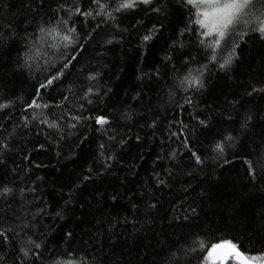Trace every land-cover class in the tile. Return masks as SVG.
I'll return each instance as SVG.
<instances>
[{"label": "trees", "instance_id": "trees-1", "mask_svg": "<svg viewBox=\"0 0 264 264\" xmlns=\"http://www.w3.org/2000/svg\"><path fill=\"white\" fill-rule=\"evenodd\" d=\"M165 2L169 7L163 16L137 13L121 22L127 32L102 25L91 42L84 43L85 50L75 53L77 61H72L74 67L60 86L43 93V101L50 104L69 95L72 111L77 112L79 96L90 84L86 74H99L98 81L91 83L100 96L92 97L94 103L86 105L83 115H105L112 127L102 134L94 121H87L65 130V139L60 140L52 130L31 121L33 110L24 111L38 79L46 73L22 68L20 60L25 44L50 19L58 0H44L42 6L41 0H0L4 37L0 41V99L15 103L9 116L0 113V124L8 129L4 135L15 132L8 137L13 150L0 165V187L25 190L24 199L17 196L11 207L0 201L4 223L16 213L27 212L29 218H36L33 222L41 243L49 249L65 244L87 249L95 257L94 264H169L172 252L199 233L206 234L207 243L232 240L250 254L264 249V180L253 183L245 163L250 161L258 173L264 170V93L248 95L253 87H264V42L242 44L240 58L228 72L213 69L207 73L205 88L192 95L188 105L183 100L186 94L172 89L171 65L175 63L178 74L182 73L181 57L187 58L189 52L195 56L198 49L194 37L185 39L183 50L170 48L186 17L174 0ZM153 24L163 27L142 48L141 36ZM77 29L91 31L81 22ZM109 39L114 42L107 44ZM34 47L40 53L36 63L43 65L44 53L50 50L39 41ZM169 54L173 60L165 62ZM107 89L111 91L105 94ZM170 90L174 95H169ZM124 113L131 119H125ZM229 115L233 119H227ZM249 115L251 123L242 130L240 123ZM25 117L30 121L27 127ZM200 119L206 120L208 128L198 126ZM67 131L75 134L68 137ZM179 131L194 150L207 154L202 167L171 135ZM223 133L238 136L239 142L229 150L230 162L217 164L210 158V145ZM122 138L126 142L121 144ZM81 139L82 143H76ZM101 143L105 148L99 147ZM173 151L175 160L170 158ZM101 153L112 155L110 167L103 166ZM89 168L93 174L84 180ZM154 173L167 180L166 187L157 186ZM150 203L157 208L149 209ZM192 208L198 215L191 213ZM67 232L73 234L71 239L66 238ZM7 254L11 264V249ZM199 255L191 256L190 264H199Z\"/></svg>", "mask_w": 264, "mask_h": 264}, {"label": "snow or ice", "instance_id": "snow-or-ice-1", "mask_svg": "<svg viewBox=\"0 0 264 264\" xmlns=\"http://www.w3.org/2000/svg\"><path fill=\"white\" fill-rule=\"evenodd\" d=\"M174 2L184 11L186 19L183 28L175 34L170 48L183 50L186 47L185 39L194 37L198 51L195 56L189 52L185 54L187 58L181 57L184 66L182 73L178 74L175 63L171 65L173 71L172 89L185 93L184 103L191 105V96L205 88L207 73L213 69L228 72L239 60L238 49L242 44L246 45L250 40L264 42V0H174ZM43 3L44 0H41V6ZM168 7L169 4L165 0H88L87 4H83L82 0H58L56 8L50 10V19L39 26L38 34L33 33L34 39L25 44V51L20 57L22 68L46 73L42 80L38 79L34 97L27 102L24 108L25 112L33 110L31 121H37L52 130V133L59 136L60 140L65 139V135L62 134L65 130L77 129L78 126L85 125L87 121H94L95 125L99 126L97 131L102 134L107 133L112 127V121L107 116L83 115V111L87 110L86 105L94 103L92 97L100 96V91L96 90L95 85L91 83L98 81V73L89 72L86 74L85 79L90 84L79 96L81 103L77 112L72 111L69 95H62L58 103L50 104L43 101V93L54 91L60 86V82L66 78L67 72L74 67L72 61H77L75 53L85 50L84 43L91 42L93 34L97 29H101L102 25H110L117 32H127V28H121V22L124 20L134 17L137 13L145 15L155 13L158 16H163L167 13ZM89 21L96 23L90 25ZM78 22L90 27L91 31L78 30ZM139 22V20L136 21V23ZM162 27L163 24L159 28L153 24L151 28L146 29L141 36L140 46L143 48L152 42ZM3 40V34H0V41ZM37 41L41 45L46 44L50 50L44 53L47 59L43 65L36 63L37 57L40 55L34 47ZM113 42L114 39L106 41L107 44ZM69 49L72 51L69 52ZM164 59L165 62H168L172 61L173 57L169 54ZM34 65H36L35 68ZM145 75L150 77L152 74L145 73ZM155 75L159 78V69H156ZM107 91H111V89H107L105 94ZM68 92L72 93V89L69 88ZM257 92L264 93V87H253L252 92L248 95ZM169 95H174V91L170 90ZM14 106V101L7 98L0 99V113H3L4 117L10 115L8 110ZM177 106L183 107L179 102ZM124 117L131 119L128 113H124ZM227 119L231 120L233 117L229 115ZM251 120L250 115L244 117L240 128L246 129ZM29 123V118L25 117L24 126L27 127ZM151 126L155 127V122ZM198 126L208 128V123L206 120L200 119ZM7 132L8 129L0 124V165L6 163V156L13 150L12 141L8 137L14 136L15 132L8 133L6 137L4 134ZM74 134L72 131H67L68 137ZM171 135L175 136L183 149L190 154L195 165L201 167L204 165L207 154L194 150L195 146L190 144L183 131L173 132ZM109 139L112 140L115 137L109 136ZM82 142L83 139L76 143ZM125 142L123 138L119 141L121 144ZM238 142V136L231 133L221 134L210 145L213 154L210 158L217 164H220L221 161L225 164L229 163V150L234 149ZM40 147L43 148V145L41 144ZM99 147L103 149L105 144L101 143ZM74 151L73 148V155ZM101 156L103 166L110 167L108 161L113 159L112 155L105 156L104 153H101ZM176 157V151L170 153L171 159L175 160ZM245 163L248 165L247 174L253 183L258 179L264 180V170L258 173L250 161L246 160ZM87 171L89 175H85L84 180L90 179L93 174L92 168ZM154 175L157 177V186H167V180L161 179L158 173H154ZM24 191L21 188L17 192L13 187L4 185L0 187V201H3L7 207H11L12 201L17 196L21 200L24 199ZM31 191H35V189ZM68 196L70 200L72 192H69ZM68 202L66 201V203ZM148 208L156 209L157 205L150 203ZM191 213L198 215L195 208L191 209ZM35 219V216L29 218L27 212H20L16 213L10 222L4 223L2 210H0V264H8L9 249L13 253L11 264H94L95 257L87 249L74 248L70 244L49 249L46 244L41 243L37 237L36 224L33 222ZM188 219L189 216L185 215L184 220ZM72 235L71 232L65 234L68 239H71ZM205 236V233H199L194 235L190 241H184L177 251L172 252L169 264H190L191 256L196 253H200L197 257L199 264H205L206 261L210 264H229L230 260H235L236 264H264V249L250 254L246 249L242 250L232 240H226L224 243H207ZM177 252L182 255H178Z\"/></svg>", "mask_w": 264, "mask_h": 264}, {"label": "water", "instance_id": "water-1", "mask_svg": "<svg viewBox=\"0 0 264 264\" xmlns=\"http://www.w3.org/2000/svg\"><path fill=\"white\" fill-rule=\"evenodd\" d=\"M230 261H231V260H230ZM230 261H229V262H230ZM234 261H235V260H234ZM235 262H236V261H235Z\"/></svg>", "mask_w": 264, "mask_h": 264}, {"label": "rangeland", "instance_id": "rangeland-1", "mask_svg": "<svg viewBox=\"0 0 264 264\" xmlns=\"http://www.w3.org/2000/svg\"><path fill=\"white\" fill-rule=\"evenodd\" d=\"M230 263V262H229Z\"/></svg>", "mask_w": 264, "mask_h": 264}]
</instances>
